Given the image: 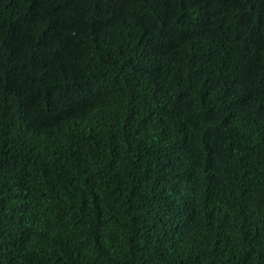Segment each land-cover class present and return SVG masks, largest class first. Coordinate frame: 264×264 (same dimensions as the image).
I'll return each mask as SVG.
<instances>
[{"label": "trees", "instance_id": "obj_1", "mask_svg": "<svg viewBox=\"0 0 264 264\" xmlns=\"http://www.w3.org/2000/svg\"><path fill=\"white\" fill-rule=\"evenodd\" d=\"M0 264H264V0H0Z\"/></svg>", "mask_w": 264, "mask_h": 264}]
</instances>
